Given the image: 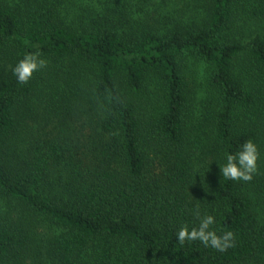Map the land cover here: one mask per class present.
Listing matches in <instances>:
<instances>
[{"label": "trees", "instance_id": "1", "mask_svg": "<svg viewBox=\"0 0 264 264\" xmlns=\"http://www.w3.org/2000/svg\"><path fill=\"white\" fill-rule=\"evenodd\" d=\"M129 6L0 0V264H264V0ZM247 140L257 172L225 180ZM197 205L235 247L178 243Z\"/></svg>", "mask_w": 264, "mask_h": 264}, {"label": "clouds", "instance_id": "2", "mask_svg": "<svg viewBox=\"0 0 264 264\" xmlns=\"http://www.w3.org/2000/svg\"><path fill=\"white\" fill-rule=\"evenodd\" d=\"M45 67H47V61L42 58V54L34 52L26 54L19 60L12 68V72L17 78V83L25 85L32 79L35 72ZM258 159L259 152L255 143L247 140L235 155L226 154V163L219 167L221 175L225 180L250 182L257 172ZM194 215L200 221L199 226L191 230L187 225L181 226L176 233L179 244L183 245L186 241H200L205 247H211L219 252L235 247V234L232 231L217 235L214 230H210V226L215 223L214 216L205 215L201 218L199 205L196 206Z\"/></svg>", "mask_w": 264, "mask_h": 264}, {"label": "rangeland", "instance_id": "3", "mask_svg": "<svg viewBox=\"0 0 264 264\" xmlns=\"http://www.w3.org/2000/svg\"><path fill=\"white\" fill-rule=\"evenodd\" d=\"M77 0H62V5L65 7V15L71 19L74 16L73 13V4ZM81 5L89 3V0H78ZM126 5L128 2L131 3V6L124 7L123 9H128L133 11L134 16H138L140 13L150 12L154 14L155 11H161L165 15H180L183 13H192L196 14L197 9L200 5H203V0H122ZM195 4H198L194 7ZM75 23L72 26L75 27ZM192 72V74H190ZM197 69H190L187 76L188 90L191 94L196 96V100L201 102L203 100L202 95L206 93V88L202 86V77L201 73ZM207 95V94H206ZM205 95V96H206ZM208 102V100H207Z\"/></svg>", "mask_w": 264, "mask_h": 264}]
</instances>
